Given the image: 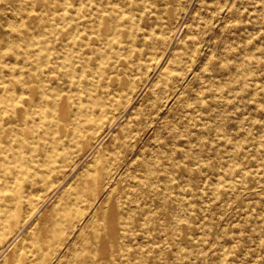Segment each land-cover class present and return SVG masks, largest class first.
<instances>
[{"label":"rangeland","instance_id":"obj_1","mask_svg":"<svg viewBox=\"0 0 264 264\" xmlns=\"http://www.w3.org/2000/svg\"><path fill=\"white\" fill-rule=\"evenodd\" d=\"M1 110L0 264H264V0H0Z\"/></svg>","mask_w":264,"mask_h":264},{"label":"bare ground","instance_id":"obj_2","mask_svg":"<svg viewBox=\"0 0 264 264\" xmlns=\"http://www.w3.org/2000/svg\"><path fill=\"white\" fill-rule=\"evenodd\" d=\"M108 8L110 9V10L108 9L109 12L113 11V10L111 9V6H109ZM61 10H62V8H61ZM119 14H120V13H119ZM230 22H231V21H230ZM73 39H74V38H73ZM222 48H223V47H222ZM2 49H3V48H2ZM161 53H162V52H161ZM160 55H161V54H160ZM206 58H207V57H206ZM157 59H159V58H157ZM156 61H157V60H156ZM204 63H205V62H204ZM155 64H156V63H155ZM164 66H165V65H164ZM201 66H202V65H201ZM161 67H162V66H161ZM63 68H64V67H63ZM161 69H162V68H161ZM167 72H168V71H167ZM199 79H200V78H199ZM129 94H130V93H129ZM17 95H18V94H17ZM17 95H16V96H17ZM11 99H12V98H11ZM16 99H17V97H16ZM12 100H13V99H12ZM12 100H11V101H12ZM14 101H15V100H14ZM129 107H130V106H129ZM0 112H2V110H1ZM89 115H90V114H89ZM108 122H110V120H109ZM82 135H83V134H82ZM94 135H95V134H94ZM56 149H57V148H56ZM96 159H97V158H96ZM54 162H55V161H54ZM47 187H48V186H47ZM30 195H31V194H30ZM50 197H51V196H50ZM29 200H30V199H29ZM32 209H33V208H32ZM8 210H9V208H8ZM28 210H29V209H28ZM29 214H30V213H29ZM23 218H24V217H23ZM30 220H31V219H30ZM28 221H29V220H28ZM20 222H21V221H20ZM22 222H23V221H22ZM25 224H26V223H25ZM21 230H22V229H21ZM19 231H20V230H19ZM17 233H18V232H17ZM22 240H23V239H21L20 241H22ZM10 241H11V240H10ZM10 243H11V242H10ZM20 243H21V242H20ZM20 246H21V245H19V247H20ZM4 248H5V247H4ZM4 251H5V250H4ZM16 251H17V250H16ZM0 253H1V252H0ZM1 254H2V253H1ZM1 254H0V255H1ZM18 254H19V253H18Z\"/></svg>","mask_w":264,"mask_h":264}]
</instances>
